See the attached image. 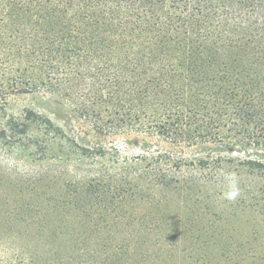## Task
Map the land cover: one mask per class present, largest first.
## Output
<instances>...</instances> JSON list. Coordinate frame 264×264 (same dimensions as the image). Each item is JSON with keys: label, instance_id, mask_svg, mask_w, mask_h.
<instances>
[{"label": "trees", "instance_id": "trees-1", "mask_svg": "<svg viewBox=\"0 0 264 264\" xmlns=\"http://www.w3.org/2000/svg\"><path fill=\"white\" fill-rule=\"evenodd\" d=\"M38 91L98 134L264 149V0H0V101ZM148 155L75 179L83 264H264L263 187Z\"/></svg>", "mask_w": 264, "mask_h": 264}, {"label": "rangeland", "instance_id": "rangeland-1", "mask_svg": "<svg viewBox=\"0 0 264 264\" xmlns=\"http://www.w3.org/2000/svg\"><path fill=\"white\" fill-rule=\"evenodd\" d=\"M148 153L171 159L174 169H192L204 160L222 163L225 175L233 169L231 175L240 172L246 185L264 188V176L235 165L250 159L264 163V149L223 142L179 145L159 135L98 134L64 97L47 91L11 94L0 101V261L83 264L89 259L84 252L91 249L83 242L88 231L79 226L77 200L71 199L78 187L75 179L114 160L145 165ZM261 224L264 230V218Z\"/></svg>", "mask_w": 264, "mask_h": 264}]
</instances>
